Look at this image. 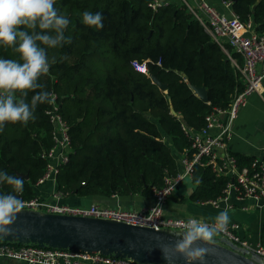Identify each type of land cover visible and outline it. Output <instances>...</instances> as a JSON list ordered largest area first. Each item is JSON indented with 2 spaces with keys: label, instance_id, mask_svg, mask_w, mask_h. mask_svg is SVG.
I'll use <instances>...</instances> for the list:
<instances>
[{
  "label": "trees",
  "instance_id": "obj_1",
  "mask_svg": "<svg viewBox=\"0 0 264 264\" xmlns=\"http://www.w3.org/2000/svg\"><path fill=\"white\" fill-rule=\"evenodd\" d=\"M153 1L56 0L57 11L70 20L65 35L72 42L57 48L41 44L51 67L39 80L45 88L36 91L50 92L52 102L37 105L35 120L6 123L0 131V171L24 179L21 194L7 184L0 185V194L37 196L35 186L49 163L46 154L56 145L57 116L70 136L68 160L56 173L63 195H154V188H163L181 171V155L193 157L187 128L199 131L208 114L231 106L244 87L231 56L240 65L243 61L216 42L185 3L153 8ZM231 1L240 21L251 20L264 32V0ZM85 11L101 13L103 28L83 24ZM0 59L20 60V55L0 46ZM136 60L147 62L149 74L134 66ZM190 83L205 85L209 100L195 94ZM33 95L28 92V102ZM231 153L240 167L255 159ZM193 181L190 198L208 202L225 196L230 178L198 163Z\"/></svg>",
  "mask_w": 264,
  "mask_h": 264
},
{
  "label": "built area",
  "instance_id": "obj_2",
  "mask_svg": "<svg viewBox=\"0 0 264 264\" xmlns=\"http://www.w3.org/2000/svg\"><path fill=\"white\" fill-rule=\"evenodd\" d=\"M187 5L196 18L204 25L213 39L226 51L233 50L242 58V64L238 59L232 57V61L238 66L242 80L243 89L237 93L231 106L226 109H218L206 116L207 123L199 131L187 128L192 138L195 152L193 157L181 155V171L176 177L168 178L166 185L154 188L155 202L149 207L127 208L122 206H108L92 203L88 206H77L63 203L56 198L61 194L53 193L54 199H46L42 196L34 198H19L24 202V208L37 209L43 212H54L61 214H74L93 216L104 219L123 221L130 224L149 226L156 229L172 228L184 230V224L189 218L199 219L197 216L188 218L167 217L164 213V203L168 196L173 193L178 184L186 177L193 178L195 165L201 163L210 165L218 175L230 178L225 196L218 200H211L212 204L218 206L234 195L237 200L252 198L256 202L264 201V157L255 158L250 165L239 166L237 157L229 150L228 140L231 136L232 122L239 109L246 105L248 96L253 92H260L264 85V32L260 33L253 29V22H242L233 11L231 0L222 2L231 8L229 15L219 11L208 0H180ZM154 0L150 5L157 8L162 4ZM134 66L149 74L146 61H134ZM160 63V62H159ZM56 124V145L46 154L49 159L47 171L39 182L53 178L56 182L58 166L68 160V149L70 143L69 126L59 116L53 117ZM203 158H206L203 160ZM211 223V219H204ZM240 224L229 222L226 230L220 233L233 242L264 255V244L262 242L252 243L240 236L237 232ZM218 235V236H219ZM16 242H0V257L21 259L29 263L41 264H140L131 258H122L114 255H105L99 252H86L65 248H54L40 246L34 243L17 244Z\"/></svg>",
  "mask_w": 264,
  "mask_h": 264
},
{
  "label": "clouds",
  "instance_id": "obj_3",
  "mask_svg": "<svg viewBox=\"0 0 264 264\" xmlns=\"http://www.w3.org/2000/svg\"><path fill=\"white\" fill-rule=\"evenodd\" d=\"M56 0H0V46L11 47L19 53L20 60L0 59V131L6 123L27 124L35 120V108L38 104L51 103L52 94L39 83L42 76L49 74L51 64L48 54L41 44L48 48L62 47L71 43L65 35L70 24L67 16L55 8ZM82 23L86 26L103 28V16L85 11ZM39 42V43H38ZM51 63H55L53 58ZM33 91L31 101H27L28 92ZM20 94V98L17 97ZM7 184L12 192L21 194L24 179L0 171V185ZM24 208V202L12 193L0 194V232H6L7 226L15 223L17 214ZM229 223L227 208L219 212L211 223L189 218L184 231L170 247L177 255L183 256L187 264L198 261L203 264L208 248L215 238L224 232ZM169 245L161 247L164 259L172 264L164 251Z\"/></svg>",
  "mask_w": 264,
  "mask_h": 264
},
{
  "label": "water",
  "instance_id": "obj_4",
  "mask_svg": "<svg viewBox=\"0 0 264 264\" xmlns=\"http://www.w3.org/2000/svg\"><path fill=\"white\" fill-rule=\"evenodd\" d=\"M182 75L186 77L185 73ZM152 79L161 89H167V84L158 77L152 75ZM190 86L200 98L209 100L205 85L190 83ZM7 228L6 232H0V242L99 252L131 258L140 264H169L161 251L162 246L169 245L164 251L172 264H187L185 258L170 247L184 230L156 229L112 219L27 208H23L17 214L15 223ZM204 246L208 248V254L203 264H264V255L225 236L219 235L212 244Z\"/></svg>",
  "mask_w": 264,
  "mask_h": 264
},
{
  "label": "crops",
  "instance_id": "obj_5",
  "mask_svg": "<svg viewBox=\"0 0 264 264\" xmlns=\"http://www.w3.org/2000/svg\"><path fill=\"white\" fill-rule=\"evenodd\" d=\"M161 3L179 0H158ZM194 1V0H193ZM219 11L229 15L231 8L222 0H208ZM253 29L255 25L253 22ZM229 150L233 153L253 158L264 157V85L260 92H253L248 96L246 105L242 106L232 122L231 136L228 140ZM193 178H185L176 187L164 203V213L167 217L188 218L197 216L200 220L214 218L219 212L228 210L229 222L240 224L237 232L241 237L252 243L264 244V201L256 202L252 198L237 200L232 195L228 201L216 206L211 202H195L190 195L195 191ZM38 196L54 199L57 183L53 178L38 182L35 186ZM56 200L77 206H88L99 203L108 206H122L127 208L149 207L155 202L154 195L133 194L128 196L113 195L100 197L94 195H61ZM0 264H41L0 257Z\"/></svg>",
  "mask_w": 264,
  "mask_h": 264
},
{
  "label": "rangeland",
  "instance_id": "obj_6",
  "mask_svg": "<svg viewBox=\"0 0 264 264\" xmlns=\"http://www.w3.org/2000/svg\"><path fill=\"white\" fill-rule=\"evenodd\" d=\"M178 2H180V0ZM186 178H188V177H186Z\"/></svg>",
  "mask_w": 264,
  "mask_h": 264
}]
</instances>
